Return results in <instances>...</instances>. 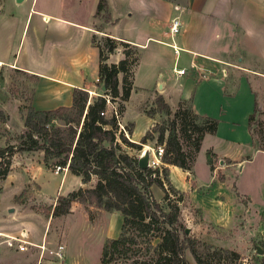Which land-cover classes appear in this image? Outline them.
<instances>
[{"label":"crops","instance_id":"obj_1","mask_svg":"<svg viewBox=\"0 0 264 264\" xmlns=\"http://www.w3.org/2000/svg\"><path fill=\"white\" fill-rule=\"evenodd\" d=\"M97 1L0 0V87L8 80V73L16 71L32 79L29 108L34 111H50L69 107L73 89L88 92L90 83L86 82V78L96 76L98 52L91 42L92 38H109L134 46L138 61V50H142L140 48L147 40H155L149 34L154 33L157 25L167 26L168 32L163 33V36L169 39L175 36L178 46L169 43L164 45L173 49L175 58L181 53L188 59V73L183 71L182 75H176L177 78L187 75L183 80V93H180L175 102H170L166 93L170 89L167 81L164 83L157 79L151 85L134 86L136 62L132 69L129 97L135 93L148 97L159 95L171 110L178 103L189 101L196 115L212 118L217 122L215 133L205 134L200 146L207 138L217 137L223 143L236 145L243 142L251 146L247 121L253 109V95L248 77L264 82V0H129L130 6L124 5L127 10L125 12L117 9V2L121 0H104V11L96 15ZM112 5L116 9L115 14L112 13ZM169 7L173 9L176 19L170 20L166 25ZM104 15L108 17L105 21L102 20ZM133 16L139 20L141 39L137 36L131 39L126 32L122 35L111 33L121 18L125 22ZM172 21L177 22L178 28L171 35L169 26ZM96 23L102 25L95 28ZM141 30H137V34ZM143 37V43L138 44L136 40H142ZM121 55L117 48L107 56L106 65L113 59L111 65L114 67L122 59ZM224 129L226 132H222ZM139 137L140 135L137 139ZM206 151H210L213 158L222 157L219 165L223 159L228 161L223 166H215L210 170L205 157L208 172L206 179L209 183L218 174L222 180L225 179L224 174L217 169L220 172L232 171L240 164L237 171L239 174L241 163L249 162L255 157L234 158L235 156L215 153L211 146ZM13 158L15 156L11 160ZM194 161L189 171L166 165L167 178L175 188L188 193L190 200L200 211V218L213 226L236 228L241 223V220L237 221L238 214H242L243 227L254 222L255 235L264 233V224L259 223V213L264 212V181L256 184L257 189L263 190L262 202H259L262 205H256L250 192L239 189L232 183L236 196L228 203L221 201L216 195L208 196L205 210L193 200L194 195H190V192L205 187L195 174ZM13 169L11 162L9 172L5 178L0 179V192L5 182H13L8 181L9 178H15ZM30 180L31 177H26L23 183ZM71 183L74 187L82 184L78 176L64 168L56 188ZM68 190L70 188H65L57 194L64 195ZM204 191H207V187ZM0 236L5 234L0 232ZM217 245L221 246L219 243ZM22 251H10L5 246H0V253L21 254L22 260H26L24 264H34Z\"/></svg>","mask_w":264,"mask_h":264},{"label":"rangeland","instance_id":"obj_2","mask_svg":"<svg viewBox=\"0 0 264 264\" xmlns=\"http://www.w3.org/2000/svg\"><path fill=\"white\" fill-rule=\"evenodd\" d=\"M125 4L130 6L129 0L117 2V9L122 12L127 11L124 8ZM111 8L113 10L112 13L115 14V6L112 5ZM166 14V25H168L170 20L176 18L171 7L168 8ZM106 17L104 15L102 20L105 21ZM123 20L121 18L117 26L111 30V33L122 35L126 32L131 39L134 36L141 39L142 30L139 27V20L134 16L125 22ZM101 25V23H96L94 27L99 28ZM139 29L141 32L137 34V30ZM167 32V26L158 27L157 25L154 33L149 34L155 40H147L145 45L140 48L142 50H138L137 68L135 70L136 83L134 86L151 85L157 79L160 82L167 81L170 87L166 92L167 97L170 102H175L180 93H183V80L187 75L177 78L174 71L181 69L187 74L188 59L181 53L175 58L172 52L173 49L171 50L164 45L165 43H169L178 46L175 36H173L174 38L172 37L173 39L163 36V33ZM169 34H171L170 26ZM144 38L136 41H138V44H142ZM93 44L105 48V42L102 40V37L94 39ZM131 48L127 51L134 52L133 47ZM122 50L125 49L118 47V51L121 52ZM121 58H123V55H121ZM111 61L107 63L109 68L113 67ZM122 77L123 75L118 73L116 75L117 83L112 88H108V91L104 94L117 107L119 123L127 136L125 137L120 132V137L115 141L120 149L119 152L125 153L128 156L139 157L141 152L148 151L150 153L151 150L149 151L148 148L163 147V145L156 143V133H152V140H148L144 144L139 143L140 138L146 132H149L154 125L168 126L173 112L179 108H188V104L179 103L178 107L176 106L172 110L169 108L172 114L167 116L156 112L153 105L155 96L148 97L143 96L142 93H135L130 95L127 101H123L121 93ZM248 79L251 90L257 94L259 110V113L253 117L248 128L251 146L243 142L236 145L233 143H223L220 137H217V139L207 138L195 155L193 169L197 178L205 187L197 189L195 192H190V195H194L193 200H196L203 208L207 206L206 198L212 195L218 196L225 203L230 202L236 196L231 186L232 183L239 189L250 192L256 205L262 202L263 190L261 188L257 189L256 184L257 182L264 181V82L256 81L251 77H248ZM95 80H98L97 71L95 77L90 78L88 76L86 78V82L90 83L88 88L90 95L86 93L88 102L93 100L100 92L102 93L100 90L101 86L96 84ZM32 83L30 77L11 70L8 73V80L5 85L0 87V148L6 145L16 146L18 144V137L24 131L23 119L26 110L29 108L30 86ZM126 83L128 85L132 84V77H130L128 72ZM3 116L7 117L5 122H2ZM53 124L57 127H62V122L59 120H54ZM180 129L179 122H177L176 130L181 149L189 156H192V149L185 141L183 134L179 132ZM222 132H226V130L224 129ZM139 135L140 137L137 139ZM122 139L126 142L137 144L139 147H127L122 143ZM210 146L215 153L235 156L234 158H237V156L255 157L249 162L241 163V172L239 174H237V171L240 164L232 171L223 170L220 172L221 170L217 169L219 173L224 174L225 179L219 180L215 175L213 181L209 183L206 179L208 172L205 164V152ZM254 149L261 152H255ZM14 156L15 158L11 162H13V174L15 178H9L8 181L13 182L11 184L5 182L0 192V232L5 234V236H0V246H5L10 251H16L18 242L13 239H25L33 243L32 245L25 246V250L22 253L28 255L29 260H33L34 264H38L39 262H42L41 264H102L99 261L102 245L109 239L116 238L120 231L121 214L118 211H106L102 207L73 201L70 203L69 212L66 214L59 216L45 215V211L50 210L51 206L55 204L58 191L70 188L67 191L69 192L79 187H90L94 183V177L85 183L81 182V186L74 187V184L71 183L70 185L64 184L63 187L56 188L61 181L63 169L55 172L57 165L50 163L44 165L41 151L18 152ZM220 159L222 157L210 158L212 168L215 166L221 167L228 162L226 159H223L219 165ZM164 167H166V164L160 161L158 175L163 182L164 190L153 184L150 186L151 196L165 211H167L166 200L164 198L165 193L170 201H177L176 199L180 198L178 202V218L183 223L184 229L187 228V232H184L189 237L213 247L236 251L239 257L232 262L233 264H264V233L255 235L254 222L248 224L247 227H243L242 214H238L239 212H236L238 214L237 221L241 220V223L236 228L217 227L203 221L200 218V211L194 206L188 193L175 188L169 180L166 182L165 179L168 176L165 178L161 171ZM26 177H31L32 180L24 184L23 182ZM78 178L80 180V176ZM206 187L207 191H204ZM259 214V223L264 224V212ZM8 241L11 244L7 245ZM36 243L44 245L48 249H54L56 246L61 245V256H54L46 250L41 252L42 249L37 248L38 244ZM217 243L221 246L217 245ZM137 247L138 249L135 250L119 254L114 253V258L106 264H127L130 258H145L151 254L150 250H146L141 241L138 242ZM183 256L189 264H196L187 248L183 250ZM25 261L22 260L21 254L0 253V264H24ZM220 262L221 264L225 263L222 259Z\"/></svg>","mask_w":264,"mask_h":264},{"label":"trees","instance_id":"obj_3","mask_svg":"<svg viewBox=\"0 0 264 264\" xmlns=\"http://www.w3.org/2000/svg\"><path fill=\"white\" fill-rule=\"evenodd\" d=\"M104 9L105 1L98 0L96 15ZM102 40L105 42V48L93 44V38L91 40L98 52L97 77L104 88L102 93L88 102L86 92L73 89L69 107H59L50 111H34L28 108L23 119L24 131L18 137V144L0 148V179L5 178L9 172L11 158L15 153L35 151L42 152L44 165L50 163L66 167L69 173L80 176L82 183L94 177V183L90 187H79L65 195H57L55 204L50 210L45 211V215L66 214L73 201L102 207L106 211H118L121 214L120 231L116 238L109 239L102 245L99 258L102 264L113 259L114 253L138 249L139 241L151 254L145 258H130L127 264H189L183 256L185 248L189 250L196 264H221V259L225 261L222 264H231L239 257L236 251L198 242L184 232V225L178 218L180 198H177V201H170L165 193L167 211L152 198L151 185L154 184L164 190L158 168H139L138 157L119 152L115 141L120 137V133H116L115 120L99 115L105 107V99L101 95H105L107 89L117 83L116 75L119 73L123 75L122 100H128L131 84L126 83V75L128 72L130 77L132 76L131 69L137 62V52L134 46L127 43L109 38ZM130 46L134 52L127 51L129 48L132 49ZM118 47L125 49L121 51L123 58L114 67L109 68L105 63L106 58ZM251 92L253 109L248 117V128L253 117L259 113L257 94ZM183 103H187L188 108H179L172 114L162 97L155 96L153 105L156 112L167 116L172 114V119L166 127L154 125L140 138L139 143L144 144L152 140V133H156V143L163 145L161 163L189 171L203 136L213 135L217 122L212 118L196 115L189 101L180 102ZM6 120L7 117L3 116L2 122ZM54 120L61 121L62 127L55 126ZM177 122L181 127L179 132L192 149V156L181 149L176 130ZM122 143L127 147H139L124 139ZM213 156L210 151L205 152L210 170L213 169L210 165V158ZM161 171L166 178V167ZM217 178L222 180L219 174ZM165 180L168 182L167 178Z\"/></svg>","mask_w":264,"mask_h":264},{"label":"built area","instance_id":"obj_4","mask_svg":"<svg viewBox=\"0 0 264 264\" xmlns=\"http://www.w3.org/2000/svg\"><path fill=\"white\" fill-rule=\"evenodd\" d=\"M177 28H178L177 22L173 21L170 25V33L175 34L177 32ZM174 72L176 75H182L183 74L182 70H176ZM95 81H96L95 82L96 84L103 87L98 80H95ZM86 93H88V95H90L89 92H86ZM100 94H101V92H100ZM100 94H98V95H100ZM101 96L105 99V107H104V110L99 113V115L104 117V118H113L115 120V124L117 127L116 133L122 132L123 135L125 137H127L123 127L119 123V112H118L117 107L109 101V98L107 95H101ZM162 154H163L162 146H156L155 148L151 149V151L149 153V157H148V167L158 168V165L161 161L160 158H161ZM62 169H63V167L57 166L55 168V172H58L59 170H62ZM13 240L18 242L16 245V248L19 251L24 250L25 246L29 245L28 242H26L22 239H13ZM9 244H11L10 241L7 242V245H9ZM36 247L39 249H42L41 252L46 250L49 254H52V255L57 256V257L61 256V249H62L61 245L56 246L54 249H48L44 245H37Z\"/></svg>","mask_w":264,"mask_h":264},{"label":"water","instance_id":"obj_5","mask_svg":"<svg viewBox=\"0 0 264 264\" xmlns=\"http://www.w3.org/2000/svg\"><path fill=\"white\" fill-rule=\"evenodd\" d=\"M100 90L103 91V87H101ZM148 157L149 152H141L140 156L137 158V165L139 168H145L148 166ZM184 231L187 232V228H185Z\"/></svg>","mask_w":264,"mask_h":264},{"label":"bare ground","instance_id":"obj_6","mask_svg":"<svg viewBox=\"0 0 264 264\" xmlns=\"http://www.w3.org/2000/svg\"><path fill=\"white\" fill-rule=\"evenodd\" d=\"M146 152H148V151H144V153H146ZM63 170H64V168H63Z\"/></svg>","mask_w":264,"mask_h":264}]
</instances>
